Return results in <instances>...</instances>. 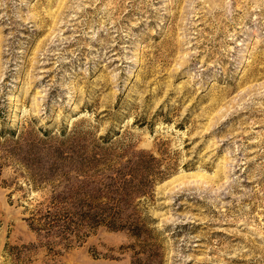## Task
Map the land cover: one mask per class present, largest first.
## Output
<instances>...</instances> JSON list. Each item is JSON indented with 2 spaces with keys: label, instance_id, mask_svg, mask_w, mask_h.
Listing matches in <instances>:
<instances>
[{
  "label": "rangeland",
  "instance_id": "rangeland-1",
  "mask_svg": "<svg viewBox=\"0 0 264 264\" xmlns=\"http://www.w3.org/2000/svg\"><path fill=\"white\" fill-rule=\"evenodd\" d=\"M0 264H264V0H0Z\"/></svg>",
  "mask_w": 264,
  "mask_h": 264
}]
</instances>
